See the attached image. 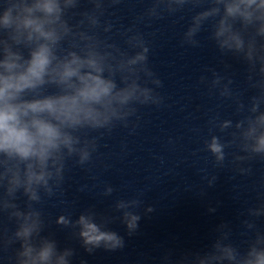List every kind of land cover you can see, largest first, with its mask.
Masks as SVG:
<instances>
[{
  "label": "clouds",
  "instance_id": "clouds-1",
  "mask_svg": "<svg viewBox=\"0 0 264 264\" xmlns=\"http://www.w3.org/2000/svg\"><path fill=\"white\" fill-rule=\"evenodd\" d=\"M5 23H7V17L5 18ZM46 63L47 59L42 50L41 53L38 54L36 59L34 60L33 66L29 69V72L33 76H39L40 72L43 71V68ZM66 74L71 75L72 72L69 71ZM22 79L24 78L22 77ZM10 87H13V85L5 81L4 89ZM4 89H0V95H3ZM108 90L109 85H105L103 84V82L96 80L95 86L86 88L81 93V95L85 98L98 99L101 94H106ZM47 106L51 107V105ZM17 123L18 121L16 118L15 110L5 109L3 111H0V148L12 147L15 148L22 155L27 156L30 152H34L32 145L35 141L26 129L17 128ZM37 128L39 136L49 138L41 140V143L50 144V138L56 135L55 131L51 127L43 124H37ZM39 155L41 156V158H43V149H41ZM81 222L84 223V226L87 229L85 232L82 233V235L87 237L88 242L100 241L102 239L115 241L116 238L113 235H107L103 233H101L100 235H91V233H95L97 231L95 226L86 223L83 218H81Z\"/></svg>",
  "mask_w": 264,
  "mask_h": 264
}]
</instances>
